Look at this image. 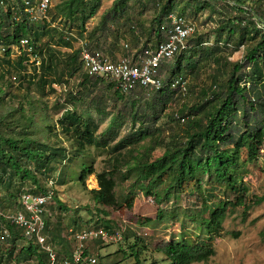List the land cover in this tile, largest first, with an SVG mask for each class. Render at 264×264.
Masks as SVG:
<instances>
[{
	"label": "trees",
	"instance_id": "obj_1",
	"mask_svg": "<svg viewBox=\"0 0 264 264\" xmlns=\"http://www.w3.org/2000/svg\"><path fill=\"white\" fill-rule=\"evenodd\" d=\"M161 1L157 0L160 8L154 19L157 24L155 35L157 41L151 43L148 40L144 44L139 43L138 50L132 53L128 52V57L135 58L141 54L143 49H153L164 39L165 31L169 26V14L176 13L185 18V8H182L180 13L175 12V0H165L163 4H159ZM206 1L187 0L186 6H192V2H195L194 14L211 8V13L214 15V9ZM228 1H232L227 5L234 16H228L218 21L217 34L212 46H205L206 42L203 44L200 38L192 41L193 34L187 41L189 48L174 56L173 66L167 65L169 61L159 68L160 80L163 71L169 70L170 75L165 82H162L161 89L155 93L152 103L145 110L144 119L148 124L145 123L146 121L142 122V125L132 131L127 138L119 139L109 148L103 138L98 141L94 136L98 126L92 119H84L73 110H65L62 113L58 120L60 130L69 135L77 146L107 145V148H103V150L109 154L110 170L95 173L92 166H83L78 176V182L81 185H84L89 176H95L97 188L90 190L95 204L111 209L122 206L117 201L116 177H119L122 182L134 178L130 188L139 190L144 197L152 198L157 205L167 203L171 196L184 193L190 188L199 191L203 182L212 181L222 188H229L234 198L231 201L218 202L215 208L209 212L207 218L197 217L193 220L209 236L221 235L222 223L226 217L228 206L243 204L239 188L234 183L239 165L238 153L245 151L248 157H256L264 141V0ZM127 2L128 0H117L111 12L105 16L104 22L107 18L121 19L127 8ZM197 2L202 3L198 5ZM100 6L101 0H64L52 8L50 1V8L47 12V17H50L48 20L39 22L42 25L34 30L33 26L38 23L28 20L20 0H0V44L5 56L9 57L11 47H14L20 53L16 67L23 74L27 72V68H33L34 72H40L39 80L44 83L43 78L48 73L57 75L58 60L57 52L51 50L47 44L45 54H43L42 46H37L39 38L49 35L51 45L55 43L71 49L72 39L78 41L72 31L80 38L83 37L86 33V23L96 15ZM56 22L65 25V29L68 31L65 37L62 30L54 27ZM132 30L133 28L130 29L131 33H136ZM23 38L29 40L38 56L39 65L30 63L27 52L20 47V40ZM89 39L92 40V36ZM136 39L138 42L141 41L139 37ZM55 40L57 41L55 42ZM126 46L127 48L124 49L128 50V45ZM87 47L90 52L107 56L111 62L118 60L99 50L91 49L88 44ZM241 48L244 49L242 59L239 62H227V57ZM79 52V49H75L66 56L65 61L62 62L64 64L62 71H65L70 78L77 74L80 75V85L83 88L86 85L95 86L107 82V89L115 90L114 94L118 102L123 103L124 107L126 104L130 105L127 112H130V116L135 120L140 112V107L135 100L130 99L129 95L137 90L145 91V89L137 88L129 94H122L114 82L88 76L83 69ZM211 66L214 69L213 72L211 71L212 85L207 90L199 92L198 101L190 106H183L175 114L163 117L170 98L176 93L183 96L178 88L171 87L172 82L174 80L185 81L186 75L197 76L203 69H211ZM217 75H224V79L218 82L215 78ZM35 78L34 74L31 77L32 80L28 79L26 87H29ZM187 89L186 83L184 96L188 94ZM125 95H128L127 99L124 98ZM181 119L184 121L181 122ZM113 124L114 121L102 132V135L110 132ZM155 124L157 126L154 127ZM143 140L148 141L146 147L134 148L139 141ZM127 146L131 147L127 148ZM157 149H163V152L161 156L153 158V153ZM23 158L26 163L38 165L37 170L43 177H46L55 172L53 165L58 159L61 161L67 159L65 150L59 146L49 147L44 143H36L25 136L17 140L3 137L0 133L1 178H13L9 174V171H12L22 180L25 177L32 180L33 184L38 187V194L34 195L51 192L50 202L46 209H52L56 203L59 204V201L55 199L54 179L47 180L46 190H42L37 184L36 178L30 177L29 171L23 169L21 164ZM24 193L28 192L22 191L20 195ZM129 193L124 198L125 206L132 201L130 199L133 194ZM262 201H264V194L256 203ZM0 207L4 212H9L1 204ZM59 207L63 209L61 204ZM99 213L103 214L105 218L107 217L105 212L99 211ZM169 216L171 219H177L175 212H171ZM165 217L163 209L158 208L157 220L162 221ZM105 218L97 222L98 227L103 228L109 234L120 230L115 229L110 220ZM9 227L11 238L7 241L11 240L14 243L16 238H23L25 244L17 254L14 253V247L4 251L0 250V264H19L20 258L27 260L26 262L35 260L36 264H49L46 252L25 238L17 228ZM123 237L124 233L122 240ZM135 245L130 247L131 251H134L130 255L135 257L138 264L140 252L133 250L136 249ZM49 246L56 254L58 262L64 260L59 258L51 244ZM159 251L170 261V264H192L205 261L213 250L208 243H198L195 239L187 240L186 236L182 238L173 236ZM86 252H88L87 246Z\"/></svg>",
	"mask_w": 264,
	"mask_h": 264
},
{
	"label": "rangeland",
	"instance_id": "obj_2",
	"mask_svg": "<svg viewBox=\"0 0 264 264\" xmlns=\"http://www.w3.org/2000/svg\"><path fill=\"white\" fill-rule=\"evenodd\" d=\"M51 7L60 4L64 0H50ZM203 1V0H200ZM205 1V0H204ZM117 0H101V6L96 15L86 25V33L79 37L73 31L74 38L71 49L50 44V36H41L37 46H42L43 54L46 44L57 53V75L48 73L44 76V83L39 80L40 72H34L33 68L22 73L17 67L20 53L11 47L9 57H6L0 44V133L3 137L19 139L22 136L36 143H44L50 146H59L65 150L66 160L58 159L53 165L55 172L43 177L37 170L38 165L26 163L23 158V169L35 177L42 190H46L47 180L55 181V199L63 206L56 203L52 209L48 208L45 217L44 237L46 243L51 244L58 253L60 259H67L74 251L75 242L73 233L83 230H98L97 222L105 218L99 211L107 214L106 220H110L115 229L124 230L123 240L102 244L98 241L86 244L88 253L96 255L99 264H137L130 247L136 244L133 250H139L138 264H170V261L159 251L171 240L173 236L196 240V242L208 243L213 250L210 256L201 262L192 264H264V201L256 203L264 194V141L259 149V154L253 158L247 156L245 151L238 153L239 165L235 185L243 204L241 206H228L226 217L222 223L223 231L219 236L206 235L201 226H197L193 220L197 217L207 218L218 202L233 200L234 195L229 188H222L214 182H203L201 190L190 188L184 193L171 196L167 203L157 205L152 198L144 197L137 189H131L134 181L122 182L116 177L117 201L120 208H106L94 203L90 190L97 188L95 176H89L84 185L78 182V176L83 166H92L95 173L110 170L109 154L103 148L107 145L77 146L76 142L67 134H64L58 125V120L65 110H73L82 118H90L98 128L94 136L100 141L102 138L110 148L121 138H127L132 131L139 128L144 119L145 110L152 103V98L158 90L135 91L129 95L140 107V112L135 120L130 116V105L118 102L114 89H107L106 83L95 86L80 85L81 76L72 78L65 73L63 63L71 51L79 48L80 42H86L91 49L99 50L114 59L129 56L128 52L138 50L140 44L148 40L155 43L157 24L155 18L160 6L157 0H128L127 8L121 19L113 20L105 16L111 12ZM165 0L159 2L163 4ZM211 8L194 14L195 2L192 6H186L187 0H175V12L184 10L185 19L194 25L195 33L192 41L200 38L207 47L214 44L216 38V26L219 20L228 16H234L230 12L228 0H207ZM202 2H197L201 4ZM3 7V6H2ZM50 17V16H48ZM128 19V22L126 20ZM42 24L34 27L37 30ZM54 27L62 30L66 36L65 25L56 22ZM133 28L131 33L130 29ZM92 36V40L89 37ZM136 37L140 38L138 42ZM57 40H55L56 42ZM128 45V50L124 49ZM192 46V43L190 42ZM244 49L228 56L227 62H239L243 57ZM130 54V53H129ZM44 58L46 56L44 55ZM175 57L167 64L173 66ZM47 65V62H46ZM166 65V66H167ZM224 70L225 67H223ZM214 69H203L197 76L186 75L188 94L180 96L176 93L166 106L163 117L177 113L183 106H190L198 101L201 90H207L212 85V73ZM35 74L31 85L26 87L28 79ZM170 71L161 73V80L165 82ZM25 78V81H23ZM220 82L224 75L215 76ZM125 99L128 95L124 96ZM144 112V113H143ZM144 119V120H143ZM111 125V131L102 135V132ZM148 124V122H145ZM157 126L156 124L154 127ZM153 127V128H154ZM147 140L139 141L134 148H144ZM131 146H127L129 148ZM4 148L6 146L4 145ZM82 148V149H80ZM163 149H157L153 158L161 156ZM8 171V170H7ZM6 171V172H7ZM8 173V172H7ZM10 176L2 179L0 172V204L9 212L19 209L18 200L22 191L31 195L38 194V187L32 180L21 177L9 171ZM43 191V192H44ZM40 192V191H39ZM132 195L131 203L124 205L127 194ZM129 200V199H128ZM162 208L165 218L157 220L156 212ZM175 212L177 219H171L170 213ZM72 231V232H71ZM48 239V240H47ZM6 242V243H5ZM0 243V250L11 249L17 254L25 244L23 238H16L14 243L5 241ZM50 244H49V243ZM20 258L19 264H36L35 260L28 261ZM13 264V263H6Z\"/></svg>",
	"mask_w": 264,
	"mask_h": 264
},
{
	"label": "built area",
	"instance_id": "obj_3",
	"mask_svg": "<svg viewBox=\"0 0 264 264\" xmlns=\"http://www.w3.org/2000/svg\"><path fill=\"white\" fill-rule=\"evenodd\" d=\"M17 1V0H13ZM24 13L32 23L48 20L47 12L50 0H20ZM169 26L165 31L164 39L153 49L145 48L137 57L124 56L115 62L104 55L90 52L86 42L79 43V56L85 73L90 77L102 78L116 84L122 94H129L137 88L145 90H160L162 81L159 78V68L162 64L171 61L174 56L186 51L188 39L194 34L195 27L184 17L173 13L168 15ZM30 60V63L39 65L29 40H20ZM124 48H127L124 45ZM172 88H178L182 95L186 94V82L174 80ZM184 119H181L183 122ZM51 185V183H49ZM51 192L44 195L21 194L18 200L19 209L15 212H4L0 207V242L11 238L10 227L17 228L22 235L37 244L48 254L49 264H99L96 255L86 252L88 242L98 241L102 244L119 242L124 230L109 234L103 228L98 230H83L73 233L75 247L71 256L61 262L53 249L46 243L44 237L46 206L50 202Z\"/></svg>",
	"mask_w": 264,
	"mask_h": 264
}]
</instances>
